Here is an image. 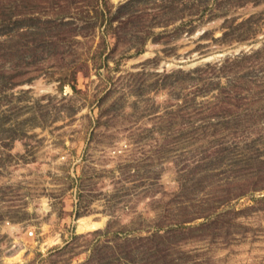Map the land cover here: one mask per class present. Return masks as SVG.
<instances>
[{
    "label": "rangeland",
    "instance_id": "1",
    "mask_svg": "<svg viewBox=\"0 0 264 264\" xmlns=\"http://www.w3.org/2000/svg\"><path fill=\"white\" fill-rule=\"evenodd\" d=\"M0 264H264V0H0Z\"/></svg>",
    "mask_w": 264,
    "mask_h": 264
}]
</instances>
